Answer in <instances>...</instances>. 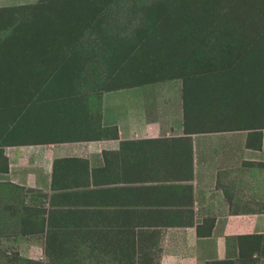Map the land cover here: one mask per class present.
<instances>
[{
  "label": "rangeland",
  "instance_id": "374dc122",
  "mask_svg": "<svg viewBox=\"0 0 264 264\" xmlns=\"http://www.w3.org/2000/svg\"><path fill=\"white\" fill-rule=\"evenodd\" d=\"M235 129L260 150L264 0H0V264H174L186 138ZM262 165L217 175L230 213H264ZM224 244L212 264H264V234Z\"/></svg>",
  "mask_w": 264,
  "mask_h": 264
},
{
  "label": "crops",
  "instance_id": "0c3cea01",
  "mask_svg": "<svg viewBox=\"0 0 264 264\" xmlns=\"http://www.w3.org/2000/svg\"><path fill=\"white\" fill-rule=\"evenodd\" d=\"M132 99L134 100L133 96ZM134 111L137 112L136 109ZM128 119L131 121L130 117ZM157 131L158 129L153 124H146L142 129L140 138L134 141L145 143V140L159 138ZM247 132L249 131L235 129L204 134H189L187 136L190 178L183 181V183L188 185L189 189L190 203H187V206L189 213L191 211V219L189 216L182 218L186 225L171 227L164 232L165 245H167V248L170 246V251H173L172 253L175 255L174 264H212L222 261L225 258V237L264 234V213H230L229 208L233 206V201L243 197L227 198L221 190L215 187L218 174L222 175L224 171L228 174L233 172L226 167L228 160L233 163L234 175L242 176V172L245 170L243 167L245 162L263 164L259 166L262 171L257 168L254 174H264V129L257 132L254 130L251 133H260L259 151L248 149L241 144L242 146L238 150L240 152H237L238 140L242 143ZM232 146L236 150L235 155L231 153ZM91 147L92 151L95 152L100 150L116 152L119 151L120 146L118 140H113L94 143ZM172 171L179 173L177 168L172 169ZM240 183V180L236 182V184ZM178 195L179 190H175V199ZM251 197L263 199L264 201V195H254L252 193ZM234 205H236V202ZM262 205H264V202ZM178 206L182 207L181 204H178ZM202 218H210L212 221L210 233L204 236L196 233V221L202 220Z\"/></svg>",
  "mask_w": 264,
  "mask_h": 264
}]
</instances>
